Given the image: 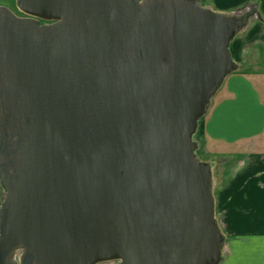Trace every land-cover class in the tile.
Listing matches in <instances>:
<instances>
[{"label": "water", "instance_id": "1", "mask_svg": "<svg viewBox=\"0 0 264 264\" xmlns=\"http://www.w3.org/2000/svg\"><path fill=\"white\" fill-rule=\"evenodd\" d=\"M15 3L26 16L0 5V264H219L217 161L194 134L257 7Z\"/></svg>", "mask_w": 264, "mask_h": 264}, {"label": "crops", "instance_id": "2", "mask_svg": "<svg viewBox=\"0 0 264 264\" xmlns=\"http://www.w3.org/2000/svg\"><path fill=\"white\" fill-rule=\"evenodd\" d=\"M205 5L225 11L254 5L260 14L248 36L230 44L238 70L213 96L204 135L237 157L235 170L214 191L226 236L219 264H264V0H207ZM253 40L260 44L257 50L247 47Z\"/></svg>", "mask_w": 264, "mask_h": 264}, {"label": "rangeland", "instance_id": "3", "mask_svg": "<svg viewBox=\"0 0 264 264\" xmlns=\"http://www.w3.org/2000/svg\"><path fill=\"white\" fill-rule=\"evenodd\" d=\"M207 0H201L202 4H205ZM0 5L7 6L9 9H11L16 15L19 16H26V14L21 11L18 6L15 3V0H0ZM251 6V5H249ZM249 6L242 7L240 10H243L245 8H248ZM258 19L257 17H254L249 24L240 32L236 35L237 38H242L248 36V33L252 29L254 22ZM255 40V39H254ZM253 40V41H254ZM235 41V40H234ZM250 40L248 39V42ZM251 42L250 44L247 43V47H252L257 50V46H259V42ZM257 41V40H256ZM249 53V52H248ZM250 76H253V78H257L256 74H252L249 72ZM257 80V79H256ZM259 86L261 87L262 85L258 83ZM262 88V87H261ZM194 139L197 140L198 142V149H197V154L201 159L207 160V161H217V164L214 166L213 169V175H214V191L218 188V185H220L223 182V179L229 175L235 170L236 164V156L230 151L229 149H226L224 145H222L221 142H208L205 138V135L199 133L196 131L194 134ZM225 178V179H227ZM5 193L3 189L0 186V203L4 199ZM218 212L216 211V216L218 217ZM19 252L16 253L15 258L18 260ZM97 264H115V261H103L99 262Z\"/></svg>", "mask_w": 264, "mask_h": 264}, {"label": "trees", "instance_id": "4", "mask_svg": "<svg viewBox=\"0 0 264 264\" xmlns=\"http://www.w3.org/2000/svg\"><path fill=\"white\" fill-rule=\"evenodd\" d=\"M207 114V113H206ZM206 114L199 120V125L197 131L204 135L205 117Z\"/></svg>", "mask_w": 264, "mask_h": 264}, {"label": "flooded vegetation", "instance_id": "5", "mask_svg": "<svg viewBox=\"0 0 264 264\" xmlns=\"http://www.w3.org/2000/svg\"><path fill=\"white\" fill-rule=\"evenodd\" d=\"M41 22H45V21H42V20H41Z\"/></svg>", "mask_w": 264, "mask_h": 264}, {"label": "bare ground", "instance_id": "6", "mask_svg": "<svg viewBox=\"0 0 264 264\" xmlns=\"http://www.w3.org/2000/svg\"><path fill=\"white\" fill-rule=\"evenodd\" d=\"M256 17V16H255Z\"/></svg>", "mask_w": 264, "mask_h": 264}]
</instances>
